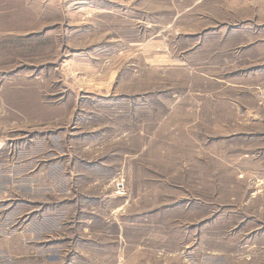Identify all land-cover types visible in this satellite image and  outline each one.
Instances as JSON below:
<instances>
[{
	"label": "rangeland",
	"instance_id": "obj_1",
	"mask_svg": "<svg viewBox=\"0 0 264 264\" xmlns=\"http://www.w3.org/2000/svg\"><path fill=\"white\" fill-rule=\"evenodd\" d=\"M0 264H264V0H0Z\"/></svg>",
	"mask_w": 264,
	"mask_h": 264
}]
</instances>
